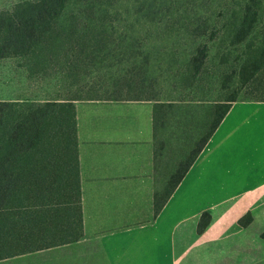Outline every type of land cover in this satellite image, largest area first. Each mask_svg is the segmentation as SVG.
Listing matches in <instances>:
<instances>
[{
    "label": "trees",
    "instance_id": "trees-1",
    "mask_svg": "<svg viewBox=\"0 0 264 264\" xmlns=\"http://www.w3.org/2000/svg\"><path fill=\"white\" fill-rule=\"evenodd\" d=\"M130 1L132 7L129 0H27L0 11V59L21 58L44 76L48 65L62 64V70L75 68L81 81L105 70L109 91L152 94L164 75L155 76L150 62L161 68L164 50L187 55L180 79L191 96L170 107L178 119L187 116L185 105L205 108V135L190 152L180 180L239 101L232 96L203 102L198 95L205 81L212 82L222 68L232 74L254 68L253 80L264 66V0ZM166 39L170 45L152 42ZM150 42L153 50L145 51ZM213 49L218 59L212 60ZM95 83L85 87L95 89ZM97 100L155 101L157 128L162 106L157 98ZM155 206L158 211L157 201ZM251 221L247 214L240 223ZM210 222L211 215L203 213L198 233ZM83 231L75 104L0 100V261L77 242Z\"/></svg>",
    "mask_w": 264,
    "mask_h": 264
},
{
    "label": "crops",
    "instance_id": "crops-1",
    "mask_svg": "<svg viewBox=\"0 0 264 264\" xmlns=\"http://www.w3.org/2000/svg\"><path fill=\"white\" fill-rule=\"evenodd\" d=\"M155 104L75 102L83 237L42 251L73 245L77 263L98 252L105 264H264V101L234 102L180 180L201 138L185 116L160 140ZM168 150L177 153L165 174ZM203 213L211 222L198 233ZM247 214L252 221L242 225Z\"/></svg>",
    "mask_w": 264,
    "mask_h": 264
},
{
    "label": "rangeland",
    "instance_id": "rangeland-1",
    "mask_svg": "<svg viewBox=\"0 0 264 264\" xmlns=\"http://www.w3.org/2000/svg\"><path fill=\"white\" fill-rule=\"evenodd\" d=\"M23 1L27 0H0V11L12 9L17 4ZM78 1L79 0H77V2ZM77 5H79V3H77ZM133 5V1L129 0L127 6L132 7ZM182 7L185 8V6ZM67 11V14L71 13L73 11V6L70 7ZM205 11H209V9L206 8ZM205 15L207 16L208 14L205 13ZM160 37H164L163 39L166 38L162 35H160ZM147 40H145V42ZM152 42L155 44H161L163 46L171 44L169 39ZM146 43H148V41ZM148 45H146V47L144 46V50H153L152 43L150 42ZM162 53L163 55L161 56V58L166 57V59H162L161 68L159 66V63L154 60H152L148 65L154 69L153 73L155 76L160 77L161 75H164L159 79V83H157L156 85L157 93L155 91L152 94H148L147 92L128 90L115 92L109 91V89H111L112 87L111 84H109L108 80L110 72H106L105 70H95L96 73H100L102 74V76H96V73H93L92 76L96 77L86 78L85 80L81 81L79 74H76L75 68H72L71 70H62L64 68L62 64L55 66L52 65V63L50 67L48 65V69L46 71L48 76H44L41 74L38 75L37 73H39V71H30V69L28 68V64L21 58L0 59V100H72L75 104L77 100L151 99V97L152 99L157 98L160 101L159 105H162L159 108V123L162 128L159 131L158 137L160 140L167 141L171 132H173V127L174 129H177V126L175 125L176 123L174 121L176 119L174 111L175 108L171 109L170 102L177 103L175 102V100L178 99L188 100L191 94H189V90L187 89L188 86H186L184 84V81L180 79V77H182L184 73L182 69L184 67L183 62L187 55L181 53H172L167 50L162 51ZM215 53L216 52L214 51V49L210 53L212 60L218 59ZM56 63H58V60ZM239 64V62L235 63V65L238 67ZM259 66L261 67L262 64ZM32 67L34 66L32 65ZM263 67H261L262 69L260 73L255 76L253 80H251L252 77L251 75H249V73H254V68H251L250 70L246 69L245 71L244 69H242L233 74L229 73L230 69L222 68L220 73L213 77L212 82H210L209 79L205 81V85L200 89L201 91L198 95V99L202 100L203 102L205 101L210 103L217 99H226L232 96H236L238 100L264 99V85L262 84V82L264 81V74L262 73L264 69ZM34 68L37 69L36 67ZM108 70L110 71V69ZM256 78L259 79L257 80ZM80 81L81 83H78ZM89 81H95L97 87L95 89L85 87L86 82ZM180 81H182V83H180ZM210 91L211 93H209ZM193 106L188 107L185 105L184 113L188 116V118L183 121L188 126L190 125L192 127L195 138H202L205 135V130L202 126V122H204L205 120V108H198ZM163 113H166L167 119L169 117L173 119L171 120V122L168 121V125L166 124L167 120L163 116ZM175 149L176 147H171L172 151H175ZM175 153L171 154L168 150L163 159V166L165 165V163H170L172 159L175 158ZM166 173L167 168L165 170V174ZM66 248H68L66 251L60 253L58 251L64 249H53L24 256H18L12 259L10 258L7 260H2L0 261V264H56V262L54 263V261L57 260L58 256H60L62 260L65 261V263L63 264H105L102 260L101 254L98 252H96L98 254L96 260H92V256L94 255V253H90V263H77L74 260V256L77 259L79 255H74L73 245H69ZM81 256H84V254H81Z\"/></svg>",
    "mask_w": 264,
    "mask_h": 264
}]
</instances>
